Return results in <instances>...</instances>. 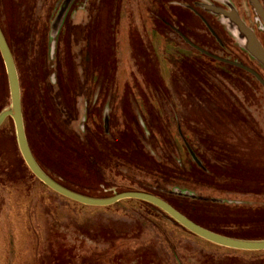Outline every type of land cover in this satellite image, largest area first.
I'll return each instance as SVG.
<instances>
[{"label": "rangeland", "instance_id": "obj_1", "mask_svg": "<svg viewBox=\"0 0 264 264\" xmlns=\"http://www.w3.org/2000/svg\"><path fill=\"white\" fill-rule=\"evenodd\" d=\"M213 7L264 49L249 0H0V26L45 173L91 198L153 192L213 232L264 241V88L229 57L263 79L264 68ZM14 126H0V264H264L263 250L213 244L140 200L57 194L25 164Z\"/></svg>", "mask_w": 264, "mask_h": 264}, {"label": "water", "instance_id": "obj_2", "mask_svg": "<svg viewBox=\"0 0 264 264\" xmlns=\"http://www.w3.org/2000/svg\"><path fill=\"white\" fill-rule=\"evenodd\" d=\"M249 1L256 8V11L259 13V15L264 21V8L262 7L259 0ZM209 10L215 12L216 14H222L232 20V22H234L239 32L247 40L245 49L250 53L252 57H254L257 61H259L260 64L264 66V49L262 48L260 42L257 40L251 29L247 28L245 23L239 18L238 14L234 11H222L217 9L216 7L210 8ZM5 38V34L0 26V53L2 55L1 57L3 59L7 71L6 75L9 82V92L11 96V107L3 110L0 113V126H2L8 118L13 119L15 123L14 127L16 131V136L19 143L18 146L25 160V164L41 183L54 190V192H56L57 194L71 199V201L83 205H88L89 207H109L120 202L121 200L128 199L142 200V202H146L158 207L161 211L165 212L170 217H172V219L175 220L176 223L186 228L197 237L210 241L213 244L234 250L264 251L263 240L248 241L246 239L229 238L226 235L213 232L210 229H207L195 223L193 220L189 219V217L176 210V208L173 207L171 204L159 198V196L153 194L143 193L142 191H131L119 193L109 199L91 198L89 196L73 192L71 189H68L55 182L54 179L50 177L47 173H45L43 169L39 166V164L37 163V159L30 148V143L25 130L26 125L22 111V88L19 78V71L15 59L13 57L14 55ZM233 64L242 68H246L242 64Z\"/></svg>", "mask_w": 264, "mask_h": 264}, {"label": "flooded vegetation", "instance_id": "obj_3", "mask_svg": "<svg viewBox=\"0 0 264 264\" xmlns=\"http://www.w3.org/2000/svg\"><path fill=\"white\" fill-rule=\"evenodd\" d=\"M250 2V1H249ZM231 4V3H230ZM251 4V3H250ZM251 6H252V9H253V12H255V14L258 16V18L260 19V21L263 23V29H264V21H263V19L261 18V16L259 15V13L256 11V8L251 4ZM60 8V6H58V9ZM249 58H250V60L252 59L250 56H249ZM229 59L230 60H233V61H238L237 63H240V60L239 59H233V58H231V57H229ZM257 63L260 65L259 66V68L260 67H263L264 68V66L262 65V64H260L259 63V61H257ZM258 67V66H257ZM241 69H244V70H246L247 72H249L250 73V75H252L253 77H255V79H257V81L263 86V88H264V79L262 78V76L258 73V72H256V71H252V70H250L249 68L248 69H246V68H242V67H240Z\"/></svg>", "mask_w": 264, "mask_h": 264}, {"label": "trees", "instance_id": "obj_4", "mask_svg": "<svg viewBox=\"0 0 264 264\" xmlns=\"http://www.w3.org/2000/svg\"><path fill=\"white\" fill-rule=\"evenodd\" d=\"M2 28V27H1ZM5 34V33H4ZM5 37H6V35H5ZM7 38V37H6ZM5 38V39H6ZM7 41V43H8V45H9V47H10V49H11V46H10V44H9V42H8V40H6ZM11 51H12V49H11ZM12 53H13V51H12ZM13 55H14V53H13ZM15 56V55H14ZM13 56V57H14ZM15 59V58H14ZM9 119V118H8ZM7 119V120H8ZM7 120L5 121V123L7 122ZM4 123V124H5ZM31 148V147H30ZM53 179H54V177L53 176H51ZM36 180H37V178H36ZM54 181L55 182H57V183H59L58 181H56V179H54ZM37 182H39L38 180H37ZM40 184H41V182H39ZM23 184H25V183H23ZM59 184H61L62 186H64V187H67L66 185H64L63 183H59ZM43 185V184H42ZM23 186V185H22ZM45 186V185H44ZM46 187V186H45ZM130 191V190H129ZM145 192V191H144ZM147 192V191H146ZM147 193H153V192H147ZM154 194H156V193H154ZM156 195H159V194H156ZM160 196V195H159ZM139 202H141V203H143V204H145V205H149V206H152V207H155V208H158V207H156V206H154V205H152V204H149V203H146V202H142V200H140ZM159 209V208H158ZM159 211H161V210H159ZM162 212V211H161ZM166 214V213H165ZM170 217V216H169ZM174 221V220H173ZM174 222H176V221H174ZM195 222V221H194ZM177 224V223H176ZM179 225V224H178Z\"/></svg>", "mask_w": 264, "mask_h": 264}]
</instances>
